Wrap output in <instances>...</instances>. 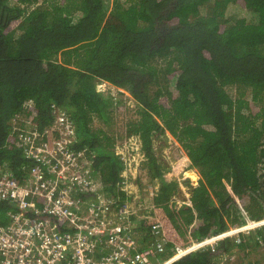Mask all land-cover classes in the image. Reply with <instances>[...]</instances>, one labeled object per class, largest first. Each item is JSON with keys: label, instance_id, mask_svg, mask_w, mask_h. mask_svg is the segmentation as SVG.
Returning a JSON list of instances; mask_svg holds the SVG:
<instances>
[{"label": "trees", "instance_id": "1", "mask_svg": "<svg viewBox=\"0 0 264 264\" xmlns=\"http://www.w3.org/2000/svg\"><path fill=\"white\" fill-rule=\"evenodd\" d=\"M108 85L130 97L120 102ZM129 101L135 117L124 134L104 130ZM53 111L75 122L73 150L92 155L119 202L129 197L115 149L140 141L159 191L154 219L131 216L142 225L135 231L161 223L171 248L263 220L264 0H0V170L23 180L29 148L16 128L42 132ZM168 135L190 161L186 204L157 156L155 141ZM13 212L0 204L1 224ZM150 236H138L140 245L148 248ZM237 238L174 264H258L227 257L264 247V227Z\"/></svg>", "mask_w": 264, "mask_h": 264}, {"label": "built area", "instance_id": "2", "mask_svg": "<svg viewBox=\"0 0 264 264\" xmlns=\"http://www.w3.org/2000/svg\"><path fill=\"white\" fill-rule=\"evenodd\" d=\"M56 112L54 124L42 132L16 128L22 132L18 138L29 148L26 159L31 165L22 168L23 180L9 169L0 170V204L8 203L17 210L9 215L7 225L0 222V264H173L208 244L168 248L164 228L155 223L151 243L143 249L137 239L141 235L135 233L137 222L131 216L142 211L151 214L154 206L139 204L133 209L130 205L131 192L125 184L130 166L123 172L121 185L129 198L119 202L106 192L92 155L73 150L75 122L66 113ZM26 124H32L31 120ZM132 142L116 148L124 162L125 146H131L130 154L141 150L135 147L138 142ZM262 226L264 221L251 222L235 232L249 234Z\"/></svg>", "mask_w": 264, "mask_h": 264}, {"label": "rangeland", "instance_id": "3", "mask_svg": "<svg viewBox=\"0 0 264 264\" xmlns=\"http://www.w3.org/2000/svg\"><path fill=\"white\" fill-rule=\"evenodd\" d=\"M57 2H61L62 0H54ZM112 1V0H111ZM236 11V7L234 9ZM62 57L58 56L57 61L58 63L62 61ZM107 90H110L112 95L115 99L122 101L121 99H127L130 97V94L128 92H125V90H121L123 92V96L118 95V92L120 90L116 89L112 85L107 86ZM120 96V99H119ZM114 99V101H115ZM122 103H125L122 101ZM134 104L132 102H128L127 104L117 106L114 111V116L112 118V122H110V127L106 128L103 126L104 130L108 131L110 128V133L113 132L116 135L124 134L125 132V124L133 119L135 117V111H134ZM133 141L132 143L135 144V147L138 149H141V143L138 139H130L127 142ZM123 142V144L127 143ZM124 146V145H123ZM155 146L158 148L157 156L159 159L164 161V163L168 166L170 169V173H167L168 180H175L179 184V200H186L188 196L191 195V191L189 187L185 186V183L182 179V176L184 174V171L187 169L188 166H190V161L187 159L186 152L180 147V145L172 138L171 135H168L166 138H159L155 141ZM122 147V146H120ZM130 148L131 146H125V164L126 168L129 165L131 169V173L127 174V178H125V184L127 185V190L130 191L131 198L129 199V203L131 206L137 208L139 204L143 205L145 204L146 207H149L151 205H154V201L152 198H154L159 191V184L156 180L152 179L150 171L143 168L144 163V154L139 150L138 153L130 154ZM116 152V151H115ZM141 152V155L139 154ZM136 171V173H134ZM126 172V170H125ZM137 204V205H136ZM153 209L151 208L150 211ZM139 213V212H138ZM136 234H139L138 231H135ZM245 259V262H253L258 264H264V247H261L253 253L252 255H249L246 257L245 252L240 251V253H235L231 256L227 257L228 262L230 263H236L238 262V258ZM240 259V262H242ZM152 264H157L156 261H153Z\"/></svg>", "mask_w": 264, "mask_h": 264}, {"label": "clouds", "instance_id": "4", "mask_svg": "<svg viewBox=\"0 0 264 264\" xmlns=\"http://www.w3.org/2000/svg\"><path fill=\"white\" fill-rule=\"evenodd\" d=\"M245 12V9L241 6L240 7V15L241 14H243ZM239 15V16H240ZM142 148V147H141ZM115 151H116V149H115ZM142 151V150H141ZM115 154H116V156H119L120 158H121V160H123L122 158V156H120V155H118L117 154V152H115ZM124 161V160H123ZM153 201H154V199H153ZM180 202H183L184 204H186V203H188L189 202V196H188V198L186 199V200H179L178 199V204L180 203ZM137 205V204H136ZM154 205H155V203H154ZM154 210H155V206H154V209H153V211L151 212V214H148L147 212H144V214H143V211L142 212H139V216H135L136 217V219L139 221V223L141 222V219H144V217H142V216H145V215H147L148 217H152V213L154 212ZM153 218V217H152ZM146 219V218H145ZM147 219H149V218H147ZM154 219V218H153ZM264 221V219L263 220H261V221H258V222H263ZM251 223V222H250ZM249 223V224H250ZM161 224V223H160ZM249 224L248 225H245V226H243V227H240V228H234V229H232V230H230V231H228V232H225V233H223V234H220V235H218V236H216V237H213V238H209V239H206V240H201V241H199V242H196V243H192V244H190V245H188V246H181V245H178V246H181V247H184V248H187V247H190V246H193L194 244H197V243H200V242H205V241H207L208 242V244L205 246V247H203V248H200V249H198V250H196V251H193V252H191L190 254H192V253H195V252H198V251H200V250H204V249H207V248H210L212 251H216L217 250V248H218V246H219V244L221 243V242H223L224 240H227L229 237H238V236H240V235H248V234H245V233H242V232H238V233H236L235 231H237V230H239V229H242V228H246L247 226H249ZM136 225H138L137 227L139 228H142V225L141 224H138V223H136ZM154 225V224H153ZM152 225V226H153ZM162 225V224H161ZM136 227V228H137ZM162 227H163V225H162ZM262 227H264V226H262ZM261 227V228H262ZM152 228V227H151ZM164 228V227H163ZM164 230H165V228H164ZM151 231V229H143V230H141V233H139L138 235H141V236H144V235H146V234H148L149 232ZM251 232V231H250ZM165 234H166V232H165ZM166 237L168 238V236L166 235ZM168 240H169V238H168ZM237 241V240H236ZM210 244H213V246H214V248L215 249H213L212 248V245H210ZM175 245H177V244H174V246ZM142 248H144V246H143V244H142ZM169 248V247H168ZM172 248V247H171ZM190 254H188V255H190ZM187 255V256H188ZM186 257V256H185ZM184 258V257H183ZM182 258V259H183ZM181 260V259H180ZM179 261V260H178ZM177 262V261H176ZM175 263V262H174ZM173 263V264H174ZM157 264H160V263H157Z\"/></svg>", "mask_w": 264, "mask_h": 264}, {"label": "crops", "instance_id": "5", "mask_svg": "<svg viewBox=\"0 0 264 264\" xmlns=\"http://www.w3.org/2000/svg\"><path fill=\"white\" fill-rule=\"evenodd\" d=\"M187 159H188V157H187ZM189 161V160H188Z\"/></svg>", "mask_w": 264, "mask_h": 264}]
</instances>
